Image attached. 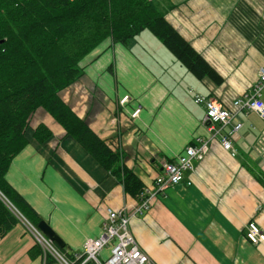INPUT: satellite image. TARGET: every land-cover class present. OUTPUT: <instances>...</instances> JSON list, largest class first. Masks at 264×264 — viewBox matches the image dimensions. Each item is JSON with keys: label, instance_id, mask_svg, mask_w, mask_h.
Masks as SVG:
<instances>
[{"label": "crops", "instance_id": "obj_1", "mask_svg": "<svg viewBox=\"0 0 264 264\" xmlns=\"http://www.w3.org/2000/svg\"><path fill=\"white\" fill-rule=\"evenodd\" d=\"M171 4L166 19L222 76L221 84L197 80L176 59L172 65L157 60L158 53L164 57L158 45L148 52L132 40L123 45L107 37L79 61L82 76L59 95L121 152L145 191H152L165 161L205 143L194 170L151 196L140 212L139 201L39 107L5 179L71 251L101 233L106 207H126L133 236L155 264H264V243L245 235L250 221L264 234V120L232 105L251 93L264 66V0ZM196 95L215 99L233 117L210 125ZM39 124L52 133L43 143L33 137ZM224 136L230 148L222 145ZM34 245L20 219L0 237V264H40Z\"/></svg>", "mask_w": 264, "mask_h": 264}, {"label": "trees", "instance_id": "obj_2", "mask_svg": "<svg viewBox=\"0 0 264 264\" xmlns=\"http://www.w3.org/2000/svg\"><path fill=\"white\" fill-rule=\"evenodd\" d=\"M171 0H0V237L20 216L34 224L42 217L5 174L28 143V120L45 109L105 170L126 194L141 202L144 184L122 160L121 152L99 137L60 97L59 92L82 76L79 61L102 40L128 45L149 30L197 80L216 85L222 76L166 19ZM51 131L33 129L38 143ZM170 161V160H168ZM35 253H40L36 243ZM59 249L70 254L64 245Z\"/></svg>", "mask_w": 264, "mask_h": 264}, {"label": "built area", "instance_id": "obj_3", "mask_svg": "<svg viewBox=\"0 0 264 264\" xmlns=\"http://www.w3.org/2000/svg\"><path fill=\"white\" fill-rule=\"evenodd\" d=\"M264 89V66L257 71V81L254 83L251 93L237 97L232 105L241 109H248L256 112L264 120V100L262 90ZM127 100V96L120 99V103ZM197 103H202L205 108V122L219 125H226L233 115L231 111L212 98L195 96ZM140 107L132 113L136 117ZM241 123L233 125L234 130L239 129ZM224 147L230 148L228 137L221 140ZM205 149V143L199 146L188 145L179 153L175 159L165 161L161 167V174L154 180V187L144 192L147 197L139 202L136 207L140 212L146 210L151 196L161 193L169 186L181 183L186 172L194 170L193 161L200 156ZM126 207L114 209L105 208L101 233L96 237L87 238L81 250L70 251L66 254L59 249V246L46 236L38 227L20 216L26 228L32 234L35 244L40 247V264H155L144 249L139 245L130 229V215ZM245 235L253 244L264 243V234L255 222L250 221L245 227Z\"/></svg>", "mask_w": 264, "mask_h": 264}, {"label": "rangeland", "instance_id": "obj_4", "mask_svg": "<svg viewBox=\"0 0 264 264\" xmlns=\"http://www.w3.org/2000/svg\"><path fill=\"white\" fill-rule=\"evenodd\" d=\"M133 43L138 44L143 49L147 50L148 52L153 51L156 45H158V49H161V53L164 55V57L158 53L157 54V60H159V56H161L162 62L172 65V61L175 59V57L171 54V52L161 43V41L155 37L149 30L142 29L136 37L130 42L131 45ZM138 52L139 49H137ZM142 54V53H141ZM177 66L179 67V64L177 63ZM179 69V68H177ZM176 69V70H177ZM177 72V71H176ZM178 73V72H177ZM191 74V73H190Z\"/></svg>", "mask_w": 264, "mask_h": 264}, {"label": "water", "instance_id": "obj_5", "mask_svg": "<svg viewBox=\"0 0 264 264\" xmlns=\"http://www.w3.org/2000/svg\"><path fill=\"white\" fill-rule=\"evenodd\" d=\"M37 227L50 239H52L56 245L59 247H63L65 244L61 240V238L52 230V228L49 226V224L45 220H40L37 223Z\"/></svg>", "mask_w": 264, "mask_h": 264}]
</instances>
